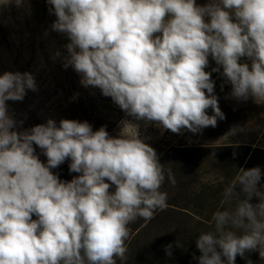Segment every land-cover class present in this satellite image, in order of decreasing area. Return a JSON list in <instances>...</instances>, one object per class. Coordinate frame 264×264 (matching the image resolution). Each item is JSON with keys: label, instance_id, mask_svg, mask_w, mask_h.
<instances>
[{"label": "clouds", "instance_id": "obj_1", "mask_svg": "<svg viewBox=\"0 0 264 264\" xmlns=\"http://www.w3.org/2000/svg\"><path fill=\"white\" fill-rule=\"evenodd\" d=\"M24 0H0V7ZM53 30L69 39L64 67L99 88L136 120L196 134L225 119L214 95L211 57L238 101L264 103V0H48ZM207 18V19H206ZM59 56V52L56 53ZM247 58L249 63L241 62ZM28 72L0 75V264H116L126 259L128 225L167 206L163 166L153 147L125 129L117 137L88 122L53 119L25 131L6 101L35 91ZM211 108L213 115L207 110ZM43 150L47 163L35 154ZM70 159L79 173L51 171ZM260 167L241 169L222 192L214 231L196 239L198 264H235L258 251L264 260V184ZM168 180L175 183L171 172ZM107 181V182H106ZM114 186V190L112 187ZM255 201V202H253ZM33 215L37 218L33 219ZM239 230L240 234H237ZM171 245L166 254L171 256Z\"/></svg>", "mask_w": 264, "mask_h": 264}, {"label": "rangeland", "instance_id": "obj_2", "mask_svg": "<svg viewBox=\"0 0 264 264\" xmlns=\"http://www.w3.org/2000/svg\"><path fill=\"white\" fill-rule=\"evenodd\" d=\"M196 3L203 6L208 0H196ZM30 9L29 0H24L19 7L15 4L0 7V75L5 72H28L33 75L37 85L35 91L26 90L22 101H6L8 114L17 122L15 130L22 132L45 124L48 119H53L59 126L60 120L70 119L88 122L93 131L105 127L109 136L117 137L123 121L137 125L138 128L133 126L125 129L126 134H139L145 143L153 147L163 169H169L175 180V183L167 181V188L162 191L167 193V206L164 209H157L150 221L138 217L129 224H140V228H147L139 238L150 247L152 243H169L170 231L175 227L190 226L187 225L186 217L182 216L185 213L174 209V206L192 213L199 212L187 199H192L193 193H200L205 187L210 189L209 194L221 196L224 188L241 169L260 167L264 174V150L224 146L212 142L203 130L196 134L187 129H183L180 134L163 130L154 122L129 116L111 97L104 96L99 88L84 87L81 75L71 65L64 67L68 56L66 45L70 42L67 35L64 36L66 39L58 40L62 44L58 46L55 38L46 35L50 30L47 22L40 25L30 23ZM22 43L24 46L20 51ZM208 60L205 71L212 73L219 66L211 55ZM241 62L251 61L241 58ZM216 80L212 79L214 93L220 92L219 87L215 86ZM33 147L40 161L46 164L47 157L43 150L35 144ZM177 155L181 158L175 160V164L178 162L181 167L178 166L174 171V156ZM70 163L71 160L66 159L51 171L61 181L69 182L79 175L69 170ZM261 184H264V175ZM110 190H114V186ZM36 218L33 215V219Z\"/></svg>", "mask_w": 264, "mask_h": 264}, {"label": "trees", "instance_id": "obj_3", "mask_svg": "<svg viewBox=\"0 0 264 264\" xmlns=\"http://www.w3.org/2000/svg\"><path fill=\"white\" fill-rule=\"evenodd\" d=\"M29 1L32 6V9H30V23L40 25L42 22H47L50 25V30L46 35L49 34L51 38H55L57 41L59 39L60 41L66 39L64 33L57 32L52 28L57 17L54 14L53 6L48 3V0ZM58 44V46H62L59 41ZM23 46V43L19 46L20 51ZM178 158L181 157L178 155L174 156V171L180 166L178 162L175 164V160ZM165 170V181L161 186V192L166 190V182L169 181L167 175L170 170ZM208 190L210 189L203 187L202 192L193 193L192 199L187 197V199L191 200V204L199 209V212L194 211L196 213H192L182 207L179 208V206H174V209H179L178 211L185 213L182 214V216L186 217L187 225L190 226L175 227L173 231H170V241L166 245L152 243L150 247L146 241L139 238L147 228H140L142 226L140 224L135 226L128 225L129 236L125 241V246L127 248V252L125 253L126 259L121 261L117 258L116 264H157V262L163 264H198V257L201 253L196 247V239L202 233L214 231L212 216L217 210H232L236 206L235 200L225 202L222 195L217 196L209 194ZM234 231H237V234H240L239 230L234 229ZM168 245L172 246L171 256L166 254L165 249ZM222 259L225 260L226 264V258L222 257ZM235 264H264V260L260 258L258 251L246 252L244 256L237 255Z\"/></svg>", "mask_w": 264, "mask_h": 264}, {"label": "crops", "instance_id": "obj_4", "mask_svg": "<svg viewBox=\"0 0 264 264\" xmlns=\"http://www.w3.org/2000/svg\"><path fill=\"white\" fill-rule=\"evenodd\" d=\"M211 79H218L215 86L219 87L220 92L214 95L218 98L225 119L218 120L215 128L203 129L204 134L212 142L224 146L264 150V103H257L252 98L247 101L233 98L231 84L222 75V68L213 71ZM207 112L213 115L211 108Z\"/></svg>", "mask_w": 264, "mask_h": 264}]
</instances>
